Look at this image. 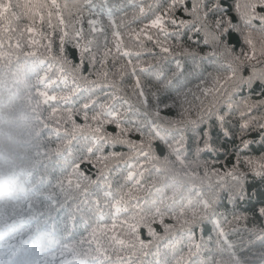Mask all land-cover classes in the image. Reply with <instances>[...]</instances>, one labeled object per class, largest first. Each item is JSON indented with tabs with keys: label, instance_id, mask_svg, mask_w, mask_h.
Returning <instances> with one entry per match:
<instances>
[{
	"label": "trees",
	"instance_id": "trees-1",
	"mask_svg": "<svg viewBox=\"0 0 264 264\" xmlns=\"http://www.w3.org/2000/svg\"><path fill=\"white\" fill-rule=\"evenodd\" d=\"M150 4L153 0H135L139 3ZM162 3L168 0H160ZM98 4L99 0H93ZM192 0H187L184 7L191 8ZM224 9L222 15L231 19L233 24L240 23L233 10L234 0H220ZM88 5L85 0H0V91L10 90L16 95H27L34 97V85L36 84V74L31 65L35 57L31 55L33 48L29 45V31L35 29L44 33L50 31L48 27L49 14L59 28L62 21L69 31L74 26H78L80 14L87 20ZM124 12L127 13V23L121 28L124 37V44L129 50H136V42L129 36L132 29L140 26V20H133L132 13L135 11L134 4L129 0H123ZM264 11V9H257ZM175 17L189 20L183 8H177ZM100 19L107 23L106 17L101 15ZM42 21V22H41ZM259 28L260 22L253 21ZM85 28L88 27L85 23ZM155 32V30H153ZM170 35L167 40L163 36L159 39L170 48V54H165L159 47H154L153 42L147 43L146 50L142 52L141 59L146 62V66L157 68L163 66L165 74L176 71V63L183 67V72L179 73L177 80L185 89H191L196 94L194 101L199 106L201 100L205 106L215 102L219 106V112L227 113L226 107L229 99L233 100L234 106L230 115L227 116L225 127L230 135L225 136L217 124L214 115H205V123L199 127H188L186 136L189 151L182 159L169 151L159 142H154L149 147L145 140L143 151L148 155H136L131 150L121 144L115 147L108 145L103 149L105 155L116 152L123 155L117 160L106 162L104 175L109 176V180L104 179V175L96 183L98 170L104 169L105 164L81 163L80 167L84 175L89 180L83 182V187L87 193L81 191H61L58 182L62 176L72 169L74 164L85 156L84 147L86 141L83 136L88 133L77 134L73 140L71 155L67 149L57 153V145L62 143L55 137L48 138L49 129L44 127L47 124L50 128L61 129V137L65 130L71 134L72 121L68 120L67 112L57 114V117L49 119L50 109L46 105H41L42 115L40 118L41 130L36 146L32 152L29 164L18 176L13 189L10 192L0 190V264H97L99 251L97 244H100L106 255L110 259L106 264H116L117 256L123 257L124 251L118 250L110 242L109 233L97 234L96 240L92 239L93 231L99 226V216L103 213L105 221L111 219L112 200L104 195V186L109 181L112 185L113 195H119L128 189L125 175L130 164H135L140 180L139 188H132V197L144 203L145 214L138 222L140 235L148 240V228H153L163 239L158 242L159 255H155L156 248L149 250L147 256L139 257L140 264H174L176 256L184 248L186 243L184 234L191 228L199 235V225L202 221L197 217L193 219L188 211V202H192L195 207L199 201L200 194H207L209 185L213 189L216 177L211 173L221 175L232 168L236 161L237 152L240 149L241 137L243 140L251 141L246 149L239 150L241 157H260L264 155V141H261V129L249 128L245 133L240 132V112L243 105L240 101L251 98L256 102L264 100V83L255 80L251 89L245 84L240 91L233 92L230 89L216 94L214 89L217 85L212 78L214 65L209 61L203 63V70L197 69L193 73V58L185 55L184 50H194L201 55L208 51V47L201 43L199 46L195 40L202 37L194 35L188 29L177 30L172 27L168 29ZM191 37V39H190ZM38 38V37H37ZM54 39V50L58 47V39ZM47 43V41H41ZM228 43L232 46L233 52L240 57L243 63V75L248 77L252 74L250 64H255L257 69L264 68V57L245 61L244 56L250 55L248 45L244 43L243 37L238 32L230 33ZM264 46V39L257 37V48ZM67 59L71 61L65 67L70 74V79L74 78L76 83L84 88H91L89 81H97V84H106L103 79H98V74L107 71V82H114L122 88V95L130 97L134 103H138L133 96L132 78L125 74L121 79L117 71L120 65L126 64V58L116 54L114 51L107 59L106 64H102V48L93 47L91 55L95 57V67L89 62L90 57L85 56L82 70L75 66L80 63L79 51L73 47L72 42L65 44ZM44 49H39L41 55ZM130 67V66H129ZM223 71V70H222ZM127 73V70H126ZM149 87L157 90L159 85L144 78ZM199 86V87H198ZM205 89L208 91L205 92ZM97 91H100L97 87ZM211 93V94H209ZM161 96L167 93L159 89ZM167 99V97H163ZM191 100L192 97L190 96ZM79 108L77 104L75 106ZM161 114L169 118H176L179 109L164 108ZM259 109H253L252 115H256ZM192 119H196L195 111ZM72 120L76 124L83 125L84 120L81 115L73 114ZM211 125V143L214 152H202L199 157L193 154L194 141L199 139L203 145V133ZM105 132L116 135L115 125L105 126ZM125 139L140 141L141 137L135 131H129ZM95 161V157H93ZM142 166V167H141ZM120 169L119 174L114 170ZM142 176H139L140 172ZM239 171L245 176L244 186L248 199L238 201L236 208L238 211L248 214L246 221L224 223V235L211 234L212 224L203 221V232L206 240V248L196 264H264V219L256 214V210L264 207V177L256 176L241 163ZM230 182V181H229ZM223 199L220 202L221 210L231 211L232 205L228 203L227 192L222 193ZM99 201V207L93 201ZM159 208L160 213L165 217L164 223L173 225V228L165 233L160 224V216L155 214L154 209ZM183 212V215H181ZM191 221V225L182 224V220ZM127 228L121 226L117 229L120 237L128 239L125 235ZM176 239L179 245L176 249H170L168 241ZM127 251V250H125ZM135 264V261H134Z\"/></svg>",
	"mask_w": 264,
	"mask_h": 264
},
{
	"label": "snow or ice",
	"instance_id": "snow-or-ice-1",
	"mask_svg": "<svg viewBox=\"0 0 264 264\" xmlns=\"http://www.w3.org/2000/svg\"><path fill=\"white\" fill-rule=\"evenodd\" d=\"M134 4L135 11L132 13L133 20H140V26L132 29L129 36L133 37L136 42V50H129L124 44V37L121 28L127 23V13L117 15L124 12L123 0H99V3H93V0H85L88 7L87 20L83 19L80 14L78 26H74L71 31L68 30L66 24L62 21L59 28L49 14L48 27L50 31L44 33L42 30L37 32L35 29L29 31V45L33 51L31 55L35 57L32 70L36 74V84L34 85V96L36 98V108L46 105L50 109L49 119L57 117L62 110L67 112L68 120L72 121L71 134L65 130V134L61 137V129L50 128L48 138L55 137L62 140L57 145V153L63 149H67L69 155L73 149L71 145L73 140L77 138V134L88 133L83 136L86 141L84 152L85 156L74 164L67 175L62 176L58 182L61 191H83L87 193V189L83 187V182L89 180L81 170V163L105 164L104 169L98 170L97 179L92 181L96 183L100 177L104 175L102 170L106 168V162L109 160H117L123 154L111 152L107 155L103 153V149L116 144L127 146L131 152L136 155L147 156L148 153L143 151L145 140L148 141L149 147L154 142H159L169 151L174 153L177 158L182 159L189 151L186 129L188 127L197 128L200 124L205 123V115H214L221 131L227 137L230 135L225 127L227 116L231 114L234 101L229 99L227 102V113L219 112V106L212 102L205 106L201 100L199 106L194 104L198 98L191 89H185L177 80L179 73L183 72L182 65L177 62L176 71L165 74L163 66L151 68L146 66L142 57V52L146 50L147 43L153 42L154 47H159L163 53L170 54V48L162 42L159 37L163 36L166 41L170 35L168 29L172 27L177 30L188 29L194 35L202 37L201 40H195L198 46L208 47V51L201 55L194 50L185 49V55L193 58V73L197 69L203 70V63L200 61H209L214 65L212 78L217 85V89L213 91L219 95V92L231 90L233 92L240 91L243 85H247L251 89L255 80L264 83V68L257 69L255 64H250L252 74L248 77L243 75V63L240 57L233 52L232 46L228 43L230 33L238 32L243 37L244 43L248 45L250 55L244 56L245 61L257 59V51L259 56L264 57V46L257 48V37L264 39V0H234L233 10L236 13L240 23L233 24L231 19L222 15L224 9L220 0H192L191 8L184 7L187 0H168L166 3L160 0H153V3H139L135 0H129ZM183 8V11L189 20L180 19L174 16L177 8ZM106 17L107 23L100 19V16ZM258 20L260 27L257 28L253 21ZM42 22V21H41ZM85 23L88 27L85 28ZM155 30V32L153 31ZM38 37V38H37ZM58 39V47L54 50V39ZM191 39V37H190ZM47 41V43H41ZM72 42L74 48L79 51L80 63L75 67L82 70L84 67L85 56L90 57L89 62L95 67V57L91 55L93 47L102 48V64L107 63L113 51L126 58V64L120 65L117 71L120 73L121 79L125 74H129L132 78L133 96L138 103L125 95H122V88L118 87L114 82H107L108 72L98 74V79H103L106 84H97V81H89L91 88H84L76 83L74 78L70 79V74L65 65L71 61L67 59L65 44ZM0 42V49H2ZM44 49L41 55L39 49ZM130 66V67H129ZM127 70V73H126ZM223 70V71H222ZM156 82L159 85L157 90H153L146 83V80ZM99 87L100 91H97ZM199 87V86H198ZM159 89H163L167 94L161 96ZM208 90L205 89V92ZM211 94V93H209ZM167 99H163V97ZM192 97L190 100L189 97ZM79 108H76V105ZM243 110L240 112V132L245 133L249 128H260L261 141H264V100L253 102L250 96L240 101ZM171 109L176 107L179 109L176 118L163 116L162 106ZM253 109H259L256 115H252ZM79 114L84 120L83 125L76 124L72 120L73 114ZM195 111L196 119H192V113ZM108 124L115 125L118 130L116 135L105 132V126ZM129 131H135L141 137L140 141L125 139V135ZM211 125L208 130L203 133V145L200 140L194 141L193 154L197 157L202 152H214L211 143ZM251 141L243 140L241 137V145L239 150L246 149ZM237 152L236 161L232 168L220 173H211L216 177L215 184L218 186L213 189L209 185L207 194H200L199 201L195 207L192 202H188V211L191 212L193 219L199 217L202 223L199 227V235L191 228L184 234L185 245L176 256L174 264H196L206 248V240L203 232V221L212 224V232L208 236V242L211 240V234L224 235V223L241 222L248 219V214L240 212L236 208L238 201L248 199L247 191L244 186L245 176L239 171L241 163L250 169L254 175L264 177V155L260 157H241ZM95 157V161L93 160ZM136 165L130 164L125 175L128 185L127 191L113 195L112 185L109 181L104 186V195L112 200L111 219L105 221L103 213L99 216V226L94 229L92 239L96 240L97 234L109 233V240L118 250L124 251L123 257L117 256L116 264H140L139 257L147 256L149 250L156 248L155 255H159L158 242L163 237L153 228H148V240L140 235V226L138 222L145 214L144 203L132 197V188H139L140 180L136 171ZM142 167V166H141ZM119 174L120 169L114 170ZM143 172L139 173L142 176ZM106 181L109 180L108 175H104ZM230 181V182H229ZM227 192L228 203L232 205L231 211L221 210L219 205L224 198L222 193ZM99 207V201H93ZM155 214L160 216L159 222L163 226L165 233L169 232L173 225L164 223V216L160 213L159 208L154 209ZM256 214L264 219V207L256 210ZM183 215V212H181ZM182 224L191 225V221L185 219ZM125 226L127 231L125 235L128 239L119 236L117 229ZM179 241L176 239L168 241L170 249H176ZM99 256L97 264H106L110 259L106 255L103 247L97 244ZM127 250V251H125ZM157 264L159 261L157 260ZM202 264V262H201Z\"/></svg>",
	"mask_w": 264,
	"mask_h": 264
},
{
	"label": "clouds",
	"instance_id": "clouds-1",
	"mask_svg": "<svg viewBox=\"0 0 264 264\" xmlns=\"http://www.w3.org/2000/svg\"><path fill=\"white\" fill-rule=\"evenodd\" d=\"M36 98L0 91V190L10 192L29 164L41 130ZM264 257V253L260 254Z\"/></svg>",
	"mask_w": 264,
	"mask_h": 264
}]
</instances>
